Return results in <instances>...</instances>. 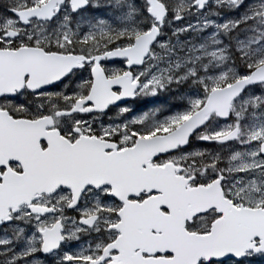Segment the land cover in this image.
I'll return each mask as SVG.
<instances>
[{
	"label": "snow or ice",
	"instance_id": "snow-or-ice-1",
	"mask_svg": "<svg viewBox=\"0 0 264 264\" xmlns=\"http://www.w3.org/2000/svg\"><path fill=\"white\" fill-rule=\"evenodd\" d=\"M0 264H264V0H0Z\"/></svg>",
	"mask_w": 264,
	"mask_h": 264
}]
</instances>
